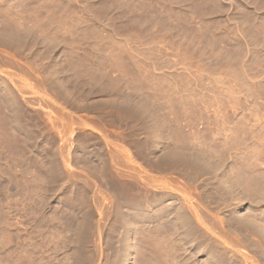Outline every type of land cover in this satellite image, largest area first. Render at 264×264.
Instances as JSON below:
<instances>
[{
	"label": "rangeland",
	"instance_id": "374dc122",
	"mask_svg": "<svg viewBox=\"0 0 264 264\" xmlns=\"http://www.w3.org/2000/svg\"><path fill=\"white\" fill-rule=\"evenodd\" d=\"M103 1L0 78V264H264V0Z\"/></svg>",
	"mask_w": 264,
	"mask_h": 264
},
{
	"label": "crops",
	"instance_id": "0c3cea01",
	"mask_svg": "<svg viewBox=\"0 0 264 264\" xmlns=\"http://www.w3.org/2000/svg\"><path fill=\"white\" fill-rule=\"evenodd\" d=\"M88 0H81L84 4ZM94 17L105 28V2L97 0ZM81 25L89 22L90 11L82 7ZM101 21V23H100ZM53 0H0V78L12 68L17 75L34 71L40 82H53ZM57 37V36H56ZM55 37V39H56Z\"/></svg>",
	"mask_w": 264,
	"mask_h": 264
},
{
	"label": "bare ground",
	"instance_id": "6f19581e",
	"mask_svg": "<svg viewBox=\"0 0 264 264\" xmlns=\"http://www.w3.org/2000/svg\"><path fill=\"white\" fill-rule=\"evenodd\" d=\"M6 95V94H5ZM11 101V100H10Z\"/></svg>",
	"mask_w": 264,
	"mask_h": 264
}]
</instances>
